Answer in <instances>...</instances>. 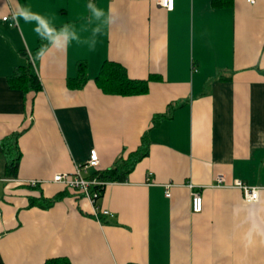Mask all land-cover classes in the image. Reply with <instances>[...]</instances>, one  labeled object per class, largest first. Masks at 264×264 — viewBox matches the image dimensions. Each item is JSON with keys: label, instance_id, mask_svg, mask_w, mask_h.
<instances>
[{"label": "crops", "instance_id": "1", "mask_svg": "<svg viewBox=\"0 0 264 264\" xmlns=\"http://www.w3.org/2000/svg\"><path fill=\"white\" fill-rule=\"evenodd\" d=\"M220 1L174 0L168 12L151 0H91L111 10L112 23L102 25L90 0H0L4 264H264V0ZM16 4L57 30L71 25L79 41L33 64L29 54L47 41L34 23L9 26ZM106 62L149 80L148 93L105 94L96 80ZM81 63L88 80L78 87ZM28 64L38 92L9 83ZM144 137L148 156L96 201L53 182L95 151L99 167L82 171L93 180ZM3 143L19 158L16 177L7 174ZM218 177L258 188V202L217 188ZM189 185L201 194L200 214Z\"/></svg>", "mask_w": 264, "mask_h": 264}, {"label": "trees", "instance_id": "2", "mask_svg": "<svg viewBox=\"0 0 264 264\" xmlns=\"http://www.w3.org/2000/svg\"><path fill=\"white\" fill-rule=\"evenodd\" d=\"M220 0H213L215 7L219 6ZM32 67L28 64L24 68H19L15 75L9 78L11 85L18 84L19 88L23 89L25 93L30 91H39L40 85L37 77L31 72ZM78 87H81L88 80L87 69L84 63L78 66ZM98 87L107 95H117L122 97H134L145 95L149 90V80H132L129 78L126 70L119 64L114 62H106L96 80ZM15 83V84H13ZM149 144L146 137L143 138L142 144L136 152L128 155L127 158H122L109 171L98 172L93 175L92 179L101 183H123L127 180L128 175L133 171L138 162L148 156ZM1 151L5 153L8 164L7 174L11 177H16L19 158L14 157V147H8L2 144ZM97 191L98 200L104 193V188H92V192ZM95 200V201H96ZM0 264H4L0 257ZM45 264H71L66 258H54L48 260Z\"/></svg>", "mask_w": 264, "mask_h": 264}, {"label": "clouds", "instance_id": "3", "mask_svg": "<svg viewBox=\"0 0 264 264\" xmlns=\"http://www.w3.org/2000/svg\"><path fill=\"white\" fill-rule=\"evenodd\" d=\"M87 7L91 12L92 17H94V19L97 21H101L102 25H110L112 23L111 10H109V14L106 15L105 11L101 8H98L94 3L91 2V0ZM10 16L12 21V23L9 25L10 27H19L21 20H23L25 23H34V31L42 40L47 41L46 44L41 46L35 56L31 55V53L29 54V60L33 64H35L36 60L43 61L52 50L61 53L65 52L68 44L71 41H79L80 39L71 25H64L59 30H57L48 22L46 18L19 4H16L11 10ZM3 18L6 21L9 19L8 16H4ZM102 25H98L93 29V38L90 41L91 47L95 46V37L102 32Z\"/></svg>", "mask_w": 264, "mask_h": 264}, {"label": "built area", "instance_id": "4", "mask_svg": "<svg viewBox=\"0 0 264 264\" xmlns=\"http://www.w3.org/2000/svg\"><path fill=\"white\" fill-rule=\"evenodd\" d=\"M157 6L165 9L168 12H172L175 7L174 0H151ZM248 4L254 5L256 0H246ZM4 21H6L4 19ZM99 159L95 151L91 152L90 160L83 167H77L76 172L73 175H57L54 177L53 182L57 184H63L67 188L80 192L85 196L95 201L98 198V192H92V188H104L106 183H101L96 180L85 179L82 175V171L88 168H98ZM36 184V183H35ZM217 188H233L239 190L243 194L244 201L248 204L256 203L259 200V189L252 188L243 182H236L232 186H227L225 180L222 177H218L216 180ZM192 191V212L194 214H200L203 211V200L199 191L195 190L193 185H189ZM166 197H170V194H166ZM107 215L108 213H104Z\"/></svg>", "mask_w": 264, "mask_h": 264}]
</instances>
